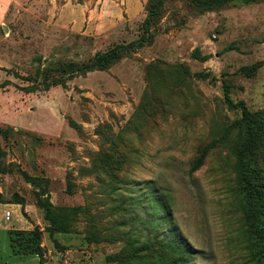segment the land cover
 I'll return each mask as SVG.
<instances>
[{"label":"rangeland","instance_id":"374dc122","mask_svg":"<svg viewBox=\"0 0 264 264\" xmlns=\"http://www.w3.org/2000/svg\"><path fill=\"white\" fill-rule=\"evenodd\" d=\"M102 1L11 0L0 25V264H260L264 0H113L118 26L73 32Z\"/></svg>","mask_w":264,"mask_h":264},{"label":"crops","instance_id":"0c3cea01","mask_svg":"<svg viewBox=\"0 0 264 264\" xmlns=\"http://www.w3.org/2000/svg\"><path fill=\"white\" fill-rule=\"evenodd\" d=\"M10 1L0 0V25L9 22L12 9ZM145 1L147 0H126L124 2L127 5L126 12L136 14ZM62 12L66 14L68 7L64 8ZM122 13L121 8L113 0H104L96 7L78 6L70 10V27L73 32H80L82 35H93L94 33L100 35L118 26L124 17ZM62 22L64 23V18H62ZM1 208L4 210L2 211ZM19 212L20 208L17 205L0 203V224L2 223L1 219L5 223V226L0 225V229L9 233L10 223L11 221L15 224L18 222ZM13 222L12 224H14Z\"/></svg>","mask_w":264,"mask_h":264},{"label":"trees","instance_id":"16d2710c","mask_svg":"<svg viewBox=\"0 0 264 264\" xmlns=\"http://www.w3.org/2000/svg\"><path fill=\"white\" fill-rule=\"evenodd\" d=\"M193 1L198 6L215 8V7L222 6L225 3H228V2H231V1H235V0H193ZM245 1L252 2V1H256V0H245ZM104 61H105L104 58L101 57L100 54L96 55L94 58H92L91 60H89L88 63L85 65L86 66V71L88 72V71L95 70L96 68L102 67L104 65ZM247 113L248 112H247V110L244 107V114H247ZM205 156H206V152H204L202 154V156L200 157V159L191 168V171L192 172L195 171V170H197L198 168H200L203 165ZM13 237L15 238L16 235L14 234ZM12 248H16V247L15 246H12ZM256 250H257V254H258V262L260 264H264V241L260 242V244L257 245ZM17 251L18 250H15V252H17ZM169 255H171V256L174 255L172 249L169 250ZM166 257H169V256L166 255ZM168 264H177V262L175 260H172Z\"/></svg>","mask_w":264,"mask_h":264}]
</instances>
